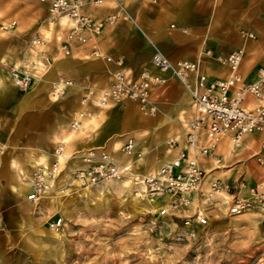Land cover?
I'll return each instance as SVG.
<instances>
[{
	"label": "crops",
	"instance_id": "1",
	"mask_svg": "<svg viewBox=\"0 0 264 264\" xmlns=\"http://www.w3.org/2000/svg\"><path fill=\"white\" fill-rule=\"evenodd\" d=\"M122 1L131 19L105 26L92 43H71L70 54L65 55L61 50L69 27L65 17L50 18L47 4L38 0H0V192L25 195L33 165L52 159L60 142L64 143L65 156L72 158L63 165L58 185L67 180L71 168L80 165L79 156L88 149H105L126 162L130 158L120 149L130 137L142 152L134 161L138 172L153 171L156 156L171 161L184 147V123L196 117V111L179 81L150 63L154 48L172 61L199 60L210 78L225 77L229 72L216 56L239 47L244 49L240 73L246 81L255 80L258 69H264V0ZM87 10L97 18L115 12L111 1L101 6L89 4ZM4 24L11 26L4 30ZM241 31L255 37L244 39ZM36 37L42 43L34 46L31 42ZM93 43L114 60L122 57V66L92 57ZM206 50L213 55L207 56ZM16 66L32 73L28 89L13 83L10 71ZM119 69L130 76L148 70L166 79L152 91L159 108L156 115H143L131 101L107 108L95 104L99 91L110 84ZM61 77L71 79L74 85L57 97L52 87L61 86ZM85 96L89 98L86 101ZM79 112L84 113L82 128L75 129L71 140L64 142L74 130L70 123ZM170 137L177 144L167 150L165 140ZM261 138L258 133L245 135L238 151L243 154L234 158L236 149L225 137L216 149L220 163L216 166L209 159L199 163L206 169L215 168L211 177L231 183L242 177L254 184L264 176V169L251 158Z\"/></svg>",
	"mask_w": 264,
	"mask_h": 264
},
{
	"label": "built area",
	"instance_id": "2",
	"mask_svg": "<svg viewBox=\"0 0 264 264\" xmlns=\"http://www.w3.org/2000/svg\"><path fill=\"white\" fill-rule=\"evenodd\" d=\"M38 1L47 4L50 18L65 17L68 20L69 27L61 41V50L65 55L70 53L71 43H92L101 35L105 26L130 18L121 0H112L115 2V12L102 18L94 17L87 6H99L106 0ZM241 34L244 39L255 37L249 31H241ZM41 43L39 37L31 42L34 46ZM205 53L207 56L213 55L210 50ZM91 56L114 61L119 67L123 64L122 57L114 60L110 55L102 54L95 43ZM243 56V47L233 49L225 56L217 55L216 60L227 67L229 72L225 77L210 78L202 71L199 60L172 61L158 48H154L150 63L160 73L169 72L179 81L188 91L196 111V117L184 123V147L171 161L156 156L154 162L157 167L147 173L135 169V158L140 157L142 152L137 150L132 137L121 146L123 153L130 158L126 162L117 160L105 149H88L80 154L81 163L73 169L71 181L82 187H94L127 178L140 196L149 202L155 200L159 203L146 212L180 221L179 229L173 235L178 242L195 238L199 227L207 226L219 216L251 214L264 222V176L254 184L246 183L242 177L231 183L219 177H211L215 168L206 169L199 163L200 159H209L217 166L221 157L216 149L225 137L231 140L237 150L242 146L245 135L258 133L262 138L254 158L264 169V69H258L255 80L246 81L240 73ZM10 72L17 87H30L33 80L30 71L16 66ZM63 80V87H52L57 97L73 84L71 80ZM165 83L166 79L159 73L143 70L137 76H130L119 69L114 72L110 84L99 91L95 104L103 107L109 101L126 99L136 103L144 115L152 116L159 112L152 91ZM80 126L78 118L70 123L72 129ZM176 144L174 137L165 140L167 150ZM68 158L64 154V143L60 142L52 152V159L38 161L33 165L25 193L28 202L40 204L43 194L56 186ZM62 224L63 218L56 216L48 221V228L58 230Z\"/></svg>",
	"mask_w": 264,
	"mask_h": 264
},
{
	"label": "rangeland",
	"instance_id": "3",
	"mask_svg": "<svg viewBox=\"0 0 264 264\" xmlns=\"http://www.w3.org/2000/svg\"><path fill=\"white\" fill-rule=\"evenodd\" d=\"M56 188L50 192L56 206L46 197L33 214L25 211L31 204L25 196L0 192V264H264V222L254 215L219 216L195 238L178 242L173 235L180 221L146 212L151 206L140 207L137 201L145 198L129 180L83 191L67 178ZM56 216L63 224L51 237L48 221Z\"/></svg>",
	"mask_w": 264,
	"mask_h": 264
},
{
	"label": "bare ground",
	"instance_id": "4",
	"mask_svg": "<svg viewBox=\"0 0 264 264\" xmlns=\"http://www.w3.org/2000/svg\"><path fill=\"white\" fill-rule=\"evenodd\" d=\"M106 1H111L112 2V4H113V8L114 9H116L115 7H114V4H115V2L114 1H112V0H106ZM106 1H104L102 4H104ZM101 4V5H102ZM101 5H99V6H101ZM114 13V12H113ZM112 13V14H113ZM62 84H61V86L60 85H58V87H63L64 86V80L61 82ZM97 99V98H96ZM125 101H130V100H126V99H123V100H120V101H117V102H113V101H109L106 105H104L102 108H106V107H108V106H111V105H115V104H120V103H123V102H125ZM131 102H133V101H131ZM141 112V111H140ZM142 113V112H141ZM143 114V113H142ZM144 115V114H143ZM156 115V114H155ZM84 116V113L83 112H79L78 113V115L75 117V118H78V119H80V121H81V119H82V117ZM148 116V115H147ZM152 116H154V115H152ZM81 127V126H80ZM79 127V128H80ZM82 128V127H81ZM74 131H75V129L73 130V131H71L70 133H68L65 137H64V141H66V142H68V141H70L71 140V138H72V135L74 134ZM218 147V146H217ZM121 150V149H120ZM121 152L123 153V151L121 150ZM124 154V153H123ZM125 155V154H124ZM72 157H69L68 158V161L71 159ZM65 169V168H64ZM64 171V170H63ZM63 173V172H62ZM62 173H61V175H62ZM72 173H73V170H72V168H71V170H70V173H69V176H68V181H70L71 179H72V177H73V175H72ZM61 175H60V177H61ZM126 180H128L127 178H125ZM30 180H31V177H30V179H29V181L27 182V186H28V184H29V182H30ZM58 182V181H57ZM75 182V181H74ZM61 183V182H60ZM75 184H76V188L77 189H81V190H83V191H86V189L88 188V187H84V188H81L82 186H80L77 182H75ZM65 185V184H64ZM63 185V186H64ZM63 186H61V187H63ZM24 187V186H23ZM22 187V188H23ZM57 187V184H56V186L54 187V188H52V189H48L44 194H43V196H42V198H41V200L42 199H45L46 197H47V199H48V202L51 204V206H52V208H54L55 206H56V200H55V198L52 196V194L50 193V192H52V191H54L55 189H57L56 188ZM50 193V194H49ZM24 194L22 195V197L24 198ZM153 201H155V200H153ZM41 202V201H40ZM139 204H140V207H141V205H145V204H149L152 208H154V207H156L157 206V204L158 203H156V202H149L148 200H145V199H139L138 201H137ZM31 206V207H30ZM27 209L25 210L27 213H29V214H33V213H35V208L37 207V204H26V206H25ZM144 208V207H143ZM147 208V207H146ZM54 231V233L51 235V237H55V236H57L58 234H57V232H56V230H53Z\"/></svg>",
	"mask_w": 264,
	"mask_h": 264
}]
</instances>
